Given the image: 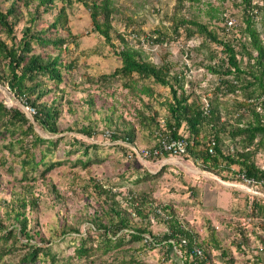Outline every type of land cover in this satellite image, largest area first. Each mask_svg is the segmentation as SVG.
<instances>
[{
    "label": "rangeland",
    "instance_id": "obj_1",
    "mask_svg": "<svg viewBox=\"0 0 264 264\" xmlns=\"http://www.w3.org/2000/svg\"><path fill=\"white\" fill-rule=\"evenodd\" d=\"M12 1L0 0V8L7 11ZM111 1L113 7L117 9L112 18L113 46L95 31L90 12L78 0H73L71 5L56 0L55 6L48 12H44L41 8L40 18L35 24V29L38 31L49 28L55 21L59 10L63 6L66 7L68 29L59 26L53 30V35L54 37L64 36L68 39V43L63 46L62 60L66 65L72 66L71 69L63 70L64 82L60 85L58 94L52 93L45 98L52 102L58 97V104L62 109L58 123L61 129L64 131L70 129V131L53 136L44 134L37 127L38 131L47 138L56 139L64 136L66 141H72L71 137H74L86 143L102 144L104 148L100 150L99 155L103 159L96 161L88 168L76 165L74 163L76 159L83 157L82 153L66 156L65 150H69L71 146L63 142L47 161L70 159L71 162H64L46 173L45 176H42L44 167H40V170L32 176L34 180L35 177L37 180L31 179V174H29L28 180L22 181L23 172L20 165L13 164V156L5 147L7 140L0 137V201L11 202L16 194L24 195L28 200L33 197L38 199V206L32 207L28 203L25 210L29 221L28 230L34 236L35 232H39V236H35L32 243L49 246L51 256L56 257V260L52 262L51 256L40 255L37 264H84L92 261L94 264H121L122 261H128L131 255L136 256L137 264L177 263L175 258H167L164 247H153L152 239L148 234L144 243L135 242L124 247L123 249H127L126 252L119 249L117 253L112 251L105 254L103 250L97 248L94 241L100 238L99 233L87 221L96 211L100 212L102 208H108L105 204L106 196L98 194L97 185L104 189H113L114 193H117L116 199L120 207L132 214L133 229H148L152 235L162 236L168 228L162 220L155 216V213L166 218L164 209L166 206H171L177 217L194 231L201 241L208 240L210 226L213 227L221 245L234 257L235 264H264V252L257 260L255 255L258 253L256 252L245 255L236 251L232 242L236 241L237 224L230 222L229 217L223 212L212 213L207 206L214 201L215 190L211 191V189L219 186L224 190L245 194L251 198L254 196L240 188L241 186L251 187L244 183L237 166H233L229 172L223 168L225 163L222 162L221 168L213 170L202 159L196 161L191 155L172 161L165 159L151 164L142 162L139 165L133 163L129 157L124 155L122 149L115 146L126 145V143L108 140L109 136L105 133L108 125L107 119H112L119 125L125 122L136 123L135 109L142 107L140 98L145 103H150L154 110L159 111L163 121L168 111L164 102L167 99L171 100L170 89L154 84L151 80H139L137 76L128 79H114L106 84L99 80L103 75H109L121 66V59L117 55L125 48V44L120 39L121 36L129 48L139 51L148 61L157 65L172 63L174 69L171 76L182 75L185 90L191 96L190 101L200 105L203 110L207 105L209 109L211 106L216 108L221 115V122H233L239 115L237 103L243 101L244 96L241 92L234 95H223L217 90L221 86L222 75L212 74L208 69L211 65H219L225 58L223 48L197 33L191 38L188 37V27L193 30L195 28L188 25L182 26L180 22L182 19H195L223 38L225 34L222 29L226 21H222V18L233 21L236 25L241 23V0L225 2L209 0L215 8L219 9V13L215 14L217 15L215 19H211L206 13L207 4L197 5L187 0L184 2L179 0ZM39 3V0H33V5L29 9L22 2L19 3L21 14L17 25L18 31L25 25L29 10L33 11ZM238 4L239 8L236 6ZM176 27H178L177 30ZM258 29L261 30L259 24ZM239 33L237 30L229 32L227 39L236 45L242 37ZM20 34L18 33V37ZM161 35L163 38H160ZM262 38L264 41L263 34ZM228 79L232 80L233 77L230 76ZM126 84H131L136 88L135 94L130 92L131 89L127 88ZM143 85L154 89L159 96L149 99L142 95L140 89ZM60 95L61 99H59ZM0 100L10 108L18 107L25 111L31 122L34 121L33 116L28 114L27 107L20 106V101L15 98L8 87H0ZM91 100L94 102L93 106H90ZM249 116L247 114L245 121L251 119ZM87 117H90V120ZM91 121H96L98 124L99 134L95 138H89L79 132ZM183 134L187 136L188 132L184 130ZM221 137L225 155L230 154L237 157L238 153H242L238 143L240 138L231 140L228 132H223ZM213 138L212 131L205 127L197 140L200 144L198 148L206 149L207 144ZM154 141L155 137L149 131H136L137 148H150ZM19 150V145H16L15 151ZM254 150L256 162L264 165V146L254 148ZM163 164L168 165L160 177L155 179L143 177L147 171L153 175L159 172ZM11 167L14 168L13 171ZM200 172L209 173L214 177L209 178ZM219 180L232 184V186L223 185ZM27 186L33 187L31 191L33 196L28 189L25 190ZM130 197L137 198L138 204L146 200L147 211L153 209L149 218L144 219L133 212L129 203ZM2 215L5 217L4 214ZM244 222H247L246 218ZM4 224L9 227V230L14 227L13 220L7 218H4ZM71 227L81 229V232L69 230ZM257 232L258 234L252 237L250 243L251 249L254 250L263 247L258 238L261 231L257 229ZM87 236L94 240L88 242V246L92 245L93 249L88 256L78 257L77 248L81 244V239ZM21 239L27 242L26 238L21 237ZM143 245L144 251L139 250L143 248ZM213 254L219 256L220 252L213 250ZM5 261L17 262V260H10L9 257H6Z\"/></svg>",
    "mask_w": 264,
    "mask_h": 264
},
{
    "label": "trees",
    "instance_id": "obj_2",
    "mask_svg": "<svg viewBox=\"0 0 264 264\" xmlns=\"http://www.w3.org/2000/svg\"><path fill=\"white\" fill-rule=\"evenodd\" d=\"M40 3L34 7L33 11L29 10L28 19L23 28L18 31L17 25L20 22L19 3L29 9L33 5V0H13L7 11L0 8V86L8 87L10 92L16 99L23 104L24 107L33 109L34 121L28 118L25 111L20 108H9L2 100H0V137L7 140L5 145L13 156V164H19L23 172L22 181H27L29 174L31 179L40 167H44L42 176L52 171L64 162H71L70 159L47 161L52 157L56 150L60 148L61 143L70 145L69 150H65L66 156L82 153L83 157L76 159V165H82L84 168L90 167L96 161L103 158L99 155L102 144L86 143L85 141L71 137L72 141H66L64 136L58 138H47L42 135H61L70 129H61L58 120L62 114V109L58 104V97L52 102L47 98L52 93L55 95L60 91V85L64 82L63 70L71 69V65H66L62 60L63 46L68 43V39L64 36L53 35V30L61 26L66 28L68 24L66 7L63 6L55 21L49 28L41 30L35 29V24L40 18V10L44 12L50 11L56 0H39ZM67 5H71L73 0H61ZM90 12V17L94 29L98 32L108 44L113 46L111 39L112 18L117 9L113 7L111 0H78ZM184 2L185 0H179ZM194 4H207L206 13L211 19L217 18L219 9L215 8L209 0H187ZM225 2L227 0H221ZM204 2V3H203ZM239 8V4L236 5ZM241 23L228 27L226 21L222 29L225 36L221 38L218 33L209 30L208 26L200 23L195 19H182L181 25H188V37L199 34L206 37L213 43L223 48L225 58L219 65H211L208 67L212 74H221V86L217 88L223 95L243 94V101L238 102L239 115L235 117L233 122H221L219 111L212 107L209 113L200 105L191 100L188 91L185 90L182 75L171 76L174 69L172 63H164L157 65L148 61L142 54L127 46L126 41L120 36L121 41L125 44V48L117 53L121 59V66L116 68L111 74L103 75L99 78L104 84L114 79L134 78L137 76L139 80H151L154 84L164 88H169L171 100H165L164 105L167 107V115L163 118V123L159 111L154 110L150 103H145L140 97L142 103L141 108L135 109L136 123H123L119 125L112 119H107L108 125L106 132L110 136L108 140L111 142L121 141L126 145H115L122 149L124 155L131 159L133 163H142L140 159L132 152V147L136 146V131H149L156 133H166L174 139L192 138L195 140V146L190 149L188 156H192L196 161L202 159L211 169L221 168L222 162L225 163V170L231 172L233 166L238 167L240 176L247 179H254L260 182L264 179L263 171L255 160L254 148H262L264 146V0H241ZM214 13V14H213ZM243 24V26H242ZM258 24L261 30L258 29ZM178 27H176V30ZM239 31L241 38L238 44H234L227 39L229 32ZM18 33L20 37H18ZM160 38H163L161 35ZM160 38L158 39L160 41ZM158 41V42H159ZM67 50V49H66ZM240 57V58H239ZM246 59V61H244ZM230 76L232 80L228 79ZM98 82V81H97ZM51 83V85L49 84ZM130 88V92L135 94L136 88L131 84H126ZM222 87V88H221ZM62 93L64 91H61ZM142 95L149 99L158 97L159 95L149 86L143 85L140 89ZM62 96L60 95L59 99ZM93 100L90 106H93ZM209 107V105H208ZM249 121H245L246 116ZM90 120V117H87ZM97 122L91 121L88 125L83 126L79 130L81 134L89 138L98 136ZM205 127H208L214 136L216 142L214 153L210 154L208 149H199L197 141ZM187 131L188 135H184L183 131ZM228 130V131H227ZM223 132H228L231 140H237L241 146V152L235 155H225L222 149ZM104 133V134H105ZM16 145L20 150L15 151ZM113 147V146H112ZM254 150V151H253ZM133 155L130 157V155ZM186 157V156H185ZM184 157V158H185ZM170 155L163 154L155 156L153 153L145 159L147 163H155L161 160L169 159ZM166 166L154 175L145 172L147 179H155L162 175ZM12 171L14 168H10ZM210 172H213L209 170ZM142 175V174H141ZM34 180V179H33ZM35 180L36 177H35ZM34 180V181H35ZM31 193L33 187H25ZM97 191L100 196L105 195V204L108 208H102L100 212H95L88 218L92 228L99 233L97 241L92 240L90 236L81 239V244L77 248L78 257L88 256L93 249L92 245L88 246V242L94 241L97 248L103 250L105 254L116 252L119 249L131 245L135 242L145 241L148 234L152 241L153 247L162 246L166 249L168 259H176V264H235V259L231 253L225 249L220 240L217 238L216 230L210 226V235L207 241H201L199 236L190 230L176 215L175 210L171 206H166V218L161 217L158 213L155 216L167 225L168 231L162 236H154L148 229H133L132 214L127 209L120 207L117 201V193L113 189H104L97 185ZM33 196V194L31 193ZM137 198L130 197V205L138 216L147 219L153 213V209L147 211L146 200L137 203ZM28 203L32 207L38 206V199L28 200L19 194L12 198L11 202L0 201V264H37L40 255L51 256V248L49 246H41L38 243H32L35 236H39V232H35V236L31 235L28 230V218L26 216V208ZM5 217H3V215ZM4 218L13 220V229L4 224ZM245 218L252 226V235L240 222L236 223V237L232 243L236 247V251L248 255L257 251L255 257L260 259L261 253L264 252V199L258 196L253 197L250 210L245 214ZM80 223V222H79ZM257 229L261 231L258 237L263 244L261 249H251L252 237L256 235ZM76 232L81 229L70 228ZM21 237L27 239L23 242ZM43 241V239H41ZM185 241V243H183ZM235 242V243H234ZM152 247V248H153ZM195 248H201L203 257L197 256ZM139 248V250H143ZM181 252V256L174 252ZM123 249L121 251L126 252ZM213 250L219 251L220 254L214 255ZM144 251V250H143ZM135 252V251H134ZM9 257L10 260L17 262L5 261ZM52 262L56 257L51 256ZM82 264V263H81ZM94 264V262L84 263ZM121 264H137L135 255ZM259 264V263H257Z\"/></svg>",
    "mask_w": 264,
    "mask_h": 264
},
{
    "label": "built area",
    "instance_id": "obj_3",
    "mask_svg": "<svg viewBox=\"0 0 264 264\" xmlns=\"http://www.w3.org/2000/svg\"><path fill=\"white\" fill-rule=\"evenodd\" d=\"M234 22L229 21L228 22V27L233 26ZM207 107L204 109L205 114L209 113V109ZM28 114L29 115H34L35 111L33 109L27 108ZM163 123V121H162ZM106 136H110L109 132H106ZM155 137V142L154 145L150 148L146 149H139L137 147H132V152L136 155L140 161L143 163L145 162V159L148 158L151 153L155 156H161L163 154H168L172 158H183L189 154V151L191 148L195 146V140L192 138L184 137V138H179V139H174L171 136H169L166 133H156ZM215 140L211 139L210 142L207 144V149L210 154L214 153V147H215ZM133 153L130 155V157L133 155ZM261 170L263 171L264 174V166L261 167ZM243 181L246 183L248 186L251 187L253 191L254 196H261V198L264 199V179L261 180L260 182H257L254 179H247L244 176ZM185 243V241H183ZM194 253L199 256L203 257V251L201 248H195ZM181 254V253H180ZM205 264H210L209 262H206ZM220 264V263H217Z\"/></svg>",
    "mask_w": 264,
    "mask_h": 264
},
{
    "label": "crops",
    "instance_id": "obj_4",
    "mask_svg": "<svg viewBox=\"0 0 264 264\" xmlns=\"http://www.w3.org/2000/svg\"><path fill=\"white\" fill-rule=\"evenodd\" d=\"M155 142V141H154ZM154 145V144H153ZM152 145V146H153ZM176 158H172L170 157L167 160H175ZM166 160V161H167ZM259 166H264L261 163H257ZM168 164H163V166H167ZM201 174L206 175L209 178H213L214 176L209 174V173H203L200 172ZM216 178V177H215ZM223 185H227V186H232V184L229 183H225L221 180H219ZM240 188H242L243 190L249 192L250 194L253 193L252 189L247 187V186H241ZM215 190V191H214ZM211 191H214L213 196H214V201L212 204H207L208 209L212 211V213H216V211H220L223 212V214H225L227 217H229V221L232 223H242L243 225H246L247 230L249 231V236L252 235V227L250 226L248 220L247 222L243 223V221L245 220V214L250 210V205L252 204V200L253 197L251 198V196L249 197L248 195L245 194H240V193H234L233 191H229V190H224L223 187L219 186L216 188L211 189ZM217 222V219H216ZM258 248V247H256ZM258 249H261L258 248ZM175 252V249H174ZM257 253V251H255ZM176 254L180 255V252H175Z\"/></svg>",
    "mask_w": 264,
    "mask_h": 264
},
{
    "label": "water",
    "instance_id": "obj_5",
    "mask_svg": "<svg viewBox=\"0 0 264 264\" xmlns=\"http://www.w3.org/2000/svg\"><path fill=\"white\" fill-rule=\"evenodd\" d=\"M0 87H2V86H0ZM20 106H21L22 108H24L23 104H21V103H20ZM8 107L10 108V106H8Z\"/></svg>",
    "mask_w": 264,
    "mask_h": 264
}]
</instances>
